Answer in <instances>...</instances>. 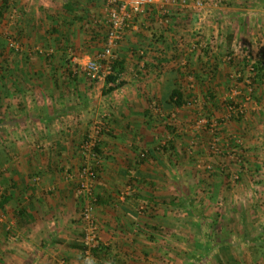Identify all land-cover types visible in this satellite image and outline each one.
I'll use <instances>...</instances> for the list:
<instances>
[{
  "label": "crops",
  "instance_id": "obj_1",
  "mask_svg": "<svg viewBox=\"0 0 264 264\" xmlns=\"http://www.w3.org/2000/svg\"><path fill=\"white\" fill-rule=\"evenodd\" d=\"M177 1L155 0L132 23L116 50L125 85L104 96L105 82L91 81L84 66L104 48L110 0H0V264H82L80 146L100 121L108 131L95 187L97 264H167L166 246L176 255L166 241L177 229L171 205L205 189L212 182L203 173L223 161L208 153L212 132L193 127L198 110L178 108L170 96L180 89L205 107L208 91L235 85L225 84L233 42L254 56L263 37L264 51V0H233L217 11L206 24L222 45L215 50L191 34L194 0Z\"/></svg>",
  "mask_w": 264,
  "mask_h": 264
},
{
  "label": "rangeland",
  "instance_id": "obj_2",
  "mask_svg": "<svg viewBox=\"0 0 264 264\" xmlns=\"http://www.w3.org/2000/svg\"><path fill=\"white\" fill-rule=\"evenodd\" d=\"M232 1L219 6L213 12L214 17L211 16L205 21L200 22L193 17L191 34L199 40L203 39V42L208 38L207 42L211 41L209 47L211 49L214 47L213 50L217 46L218 49L222 48L220 41L215 43L216 37L211 31L209 33L210 27L207 28V25L210 21H216L217 11L227 7ZM250 1L254 3L256 0H244L248 3ZM192 10L194 12V9ZM132 23L124 38L131 30ZM230 31L228 30L224 36H231ZM222 35L220 40L224 41V46L227 47L226 38ZM260 39L255 44L257 50L254 53L260 55L257 59L264 65V51ZM233 45L235 50L232 51L234 55L231 57L235 58L234 64L243 62L241 58L244 57L249 62V67L245 71L241 70L242 75L239 73V65H234L232 72L229 70L227 76L229 80L225 84L233 81L235 85L229 84L231 87L228 86L223 91L219 88L215 92L208 91L201 99L203 101L206 99L205 107L200 104L197 95H190L186 99L185 106L196 108L199 112L200 119L193 123V127L199 124L215 136V139L210 141L208 153L220 157L223 163L217 170L209 167L203 173V178L207 174L212 182L206 184L205 189H200L192 196L185 192L181 195L178 193L180 196H177L176 205H171V219H174V226L177 229L169 239L167 236L169 241L165 240L176 245L173 246L176 255L171 254L174 250L166 246L170 252L166 253L167 264H174L172 258L175 257L178 264H184V259L187 258L191 260L196 258L200 264L199 255L205 258H202L203 264H230V257L226 252H223L225 262L220 263L217 259L218 249L222 245L229 246L230 252L233 251L240 264H264L261 260L264 258V77L256 78L251 68L252 58L256 56L255 54L253 56L252 47L245 44L239 46V42H233ZM210 94L214 99L209 96ZM256 102L258 107L254 106ZM213 109L218 112V120L211 112ZM214 183L218 186L216 187ZM199 192L200 196L205 193V202H200ZM182 196L185 198L184 201ZM186 254L189 256H184ZM191 254L193 258L190 257Z\"/></svg>",
  "mask_w": 264,
  "mask_h": 264
},
{
  "label": "built area",
  "instance_id": "obj_3",
  "mask_svg": "<svg viewBox=\"0 0 264 264\" xmlns=\"http://www.w3.org/2000/svg\"><path fill=\"white\" fill-rule=\"evenodd\" d=\"M230 0H194L193 15L200 22L213 16L219 6L227 4ZM155 0H110L107 13L109 26L105 45L97 57L90 60L84 70L87 77L94 82H105L112 72V65L117 60L116 50L124 38L127 29L134 19L145 13L146 8L154 4ZM180 6H189V0L177 1ZM10 47L20 50L17 42L11 41ZM108 131L106 122H99L87 139L80 146V153L84 162L79 172L78 196L81 199L80 221L82 223V264H97L96 253L102 247L100 226L94 214L98 202L95 193L96 182L99 177L100 152L99 145L102 135ZM146 155L143 154L141 158Z\"/></svg>",
  "mask_w": 264,
  "mask_h": 264
},
{
  "label": "trees",
  "instance_id": "obj_4",
  "mask_svg": "<svg viewBox=\"0 0 264 264\" xmlns=\"http://www.w3.org/2000/svg\"><path fill=\"white\" fill-rule=\"evenodd\" d=\"M3 9H5V7ZM241 59L243 60L244 63L243 62H238L239 64H236V65H239V67H240L239 68V73L240 74L242 73L241 70L245 71V69L247 67H249V64H248L249 62H248L247 58L244 57V58H241ZM251 68L254 71L256 78L260 79V78L264 77V65L261 62L256 61L254 64H252ZM123 73H124L123 62L120 61V59L118 57L117 60H115V62L112 65L111 74H109L106 77V81H105L106 88L103 91L104 96L111 95L113 92H115L116 90L122 88L125 85V81L122 79L123 78ZM252 79L254 80L253 77H252ZM209 96L213 98V96L211 94ZM170 98H171L172 103L176 107L180 108V107L186 105V99L188 97L186 98L185 95H184V92H182L180 89H175L172 92ZM145 158H146V156L144 158H142V160H144ZM0 205L3 206V201L0 202ZM257 247H260V246H257ZM223 252L224 253L226 252V254L228 256H231V252H230L229 248L223 249ZM229 262H230V264H235L236 261L234 262L232 260V256H231Z\"/></svg>",
  "mask_w": 264,
  "mask_h": 264
}]
</instances>
